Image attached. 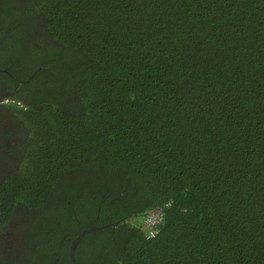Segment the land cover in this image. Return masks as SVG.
I'll return each instance as SVG.
<instances>
[{"label":"trees","instance_id":"1","mask_svg":"<svg viewBox=\"0 0 264 264\" xmlns=\"http://www.w3.org/2000/svg\"><path fill=\"white\" fill-rule=\"evenodd\" d=\"M0 81V264H264V0H0Z\"/></svg>","mask_w":264,"mask_h":264},{"label":"flooded vegetation","instance_id":"2","mask_svg":"<svg viewBox=\"0 0 264 264\" xmlns=\"http://www.w3.org/2000/svg\"><path fill=\"white\" fill-rule=\"evenodd\" d=\"M4 81H0V106L4 107V109L3 108L0 109V122H1V124H3V125L0 126V131H2L4 129V125H7V123H8L9 127L13 126V125L10 124V120L8 119L9 115L6 113V111H8V112L11 111V109L9 108L8 101H5V99H7L8 97H11L17 91V89H15V88H13V90H10L9 89L10 86H8L7 83L4 82ZM10 101L14 102L13 100H10ZM12 106L15 107V105L11 104V107ZM12 141L14 142L15 139L13 138ZM4 143L6 145H8V147L11 146L10 144H8L7 140ZM9 164L10 163L3 164V167H2L3 171L9 166ZM10 226L12 228V235H14V239L16 240V236H15L16 232L14 231V228L17 226L16 219H14L13 224L10 225ZM3 235H4V233H3ZM17 240H19V238H17ZM0 243H1L0 244V250H1V252L5 253L6 255H10L11 256L12 254H14L16 252V249H13V250L10 249L9 250V247H8L9 241L8 240L0 239Z\"/></svg>","mask_w":264,"mask_h":264},{"label":"water","instance_id":"3","mask_svg":"<svg viewBox=\"0 0 264 264\" xmlns=\"http://www.w3.org/2000/svg\"><path fill=\"white\" fill-rule=\"evenodd\" d=\"M118 222V221H117ZM117 222H113V225H116ZM97 228L96 226H91L87 229H83L76 237H74L71 241H70V245H69V249H68V256H69V261L71 264H75V259H74V250L76 245L78 244V242L80 241V239L82 238V236L88 232L91 231L93 229Z\"/></svg>","mask_w":264,"mask_h":264},{"label":"built area","instance_id":"4","mask_svg":"<svg viewBox=\"0 0 264 264\" xmlns=\"http://www.w3.org/2000/svg\"><path fill=\"white\" fill-rule=\"evenodd\" d=\"M163 213L162 212H158V213H152L148 216L145 217L144 221L147 227H151L154 225H157L162 217ZM156 232V230H150L148 233V237L154 235V233Z\"/></svg>","mask_w":264,"mask_h":264},{"label":"clouds","instance_id":"5","mask_svg":"<svg viewBox=\"0 0 264 264\" xmlns=\"http://www.w3.org/2000/svg\"><path fill=\"white\" fill-rule=\"evenodd\" d=\"M5 101H8V102H11L13 105H14V103L12 102V101H9V99H5ZM15 105H17V104H15ZM19 105V104H18ZM17 105V106H18ZM20 106V105H19Z\"/></svg>","mask_w":264,"mask_h":264}]
</instances>
